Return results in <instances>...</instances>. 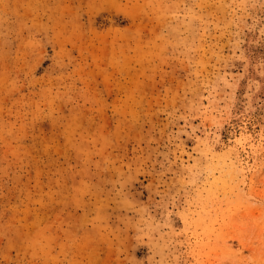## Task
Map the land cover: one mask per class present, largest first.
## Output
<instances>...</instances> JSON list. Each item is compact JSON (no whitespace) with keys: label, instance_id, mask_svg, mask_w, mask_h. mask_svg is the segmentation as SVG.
<instances>
[{"label":"rangeland","instance_id":"1","mask_svg":"<svg viewBox=\"0 0 264 264\" xmlns=\"http://www.w3.org/2000/svg\"><path fill=\"white\" fill-rule=\"evenodd\" d=\"M0 264H264V0H0Z\"/></svg>","mask_w":264,"mask_h":264},{"label":"bare ground","instance_id":"2","mask_svg":"<svg viewBox=\"0 0 264 264\" xmlns=\"http://www.w3.org/2000/svg\"><path fill=\"white\" fill-rule=\"evenodd\" d=\"M260 92H261V91H260ZM258 110H259V108H257V107L254 109V113H255V115H256V114H257V115L259 114V113H258V112H259ZM240 142H241V141H240ZM240 142H239V143H240Z\"/></svg>","mask_w":264,"mask_h":264}]
</instances>
